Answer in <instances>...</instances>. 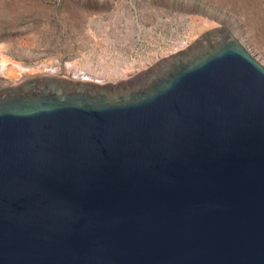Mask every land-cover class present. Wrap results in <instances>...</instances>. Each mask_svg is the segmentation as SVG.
Returning <instances> with one entry per match:
<instances>
[{"label": "water", "instance_id": "water-1", "mask_svg": "<svg viewBox=\"0 0 264 264\" xmlns=\"http://www.w3.org/2000/svg\"><path fill=\"white\" fill-rule=\"evenodd\" d=\"M0 264H264V67L218 25L115 84L1 86Z\"/></svg>", "mask_w": 264, "mask_h": 264}, {"label": "rangeland", "instance_id": "rangeland-1", "mask_svg": "<svg viewBox=\"0 0 264 264\" xmlns=\"http://www.w3.org/2000/svg\"><path fill=\"white\" fill-rule=\"evenodd\" d=\"M218 25L264 67V0H0V87L35 75L23 67L45 64L112 82Z\"/></svg>", "mask_w": 264, "mask_h": 264}, {"label": "bare ground", "instance_id": "bare-ground-1", "mask_svg": "<svg viewBox=\"0 0 264 264\" xmlns=\"http://www.w3.org/2000/svg\"><path fill=\"white\" fill-rule=\"evenodd\" d=\"M209 25H212V23L207 21V20H202L200 23V26H202V28L207 27ZM64 65L62 64L61 66H59V65L53 66V65H46L45 64V65H40V66H35V67H33V66L32 67H23V69H24L23 71L26 70L29 75L35 74L33 76H53V77H61L63 79L65 78V77H62L64 74V75L68 76L65 79L69 80L70 82L90 83V84H95V85H103L106 83L115 84L116 82H119V81H125V80H120L121 78L126 79V78H130L133 76L132 73L129 74V73L124 72V75H121L116 79L114 78L111 82V80H109L108 78H104L102 75L90 72L86 69H80L77 67L75 68L73 65H70V64H67L66 66H64ZM151 65H152V63H151ZM2 67H4V64L3 65L0 64V70ZM27 72H26V74H27ZM48 74H55V75H48ZM33 76H29V77H33Z\"/></svg>", "mask_w": 264, "mask_h": 264}]
</instances>
